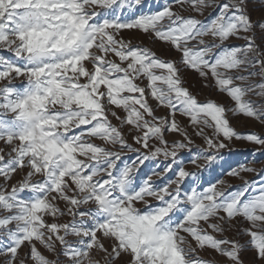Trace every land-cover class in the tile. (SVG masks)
<instances>
[{
	"label": "snow or ice",
	"instance_id": "obj_1",
	"mask_svg": "<svg viewBox=\"0 0 264 264\" xmlns=\"http://www.w3.org/2000/svg\"><path fill=\"white\" fill-rule=\"evenodd\" d=\"M142 6L0 0V53H10L0 55V264H100L94 251L103 264H245L246 251L249 264H264V180L242 175L264 168L230 167L225 175L243 181L231 192L224 179H202L233 140L264 154V131L232 123L264 128V0L255 19V0ZM206 9L215 14L199 18ZM125 30L168 45L179 61L132 44ZM181 67L230 104L199 100ZM177 114L203 140L194 155ZM147 162L155 167L142 173Z\"/></svg>",
	"mask_w": 264,
	"mask_h": 264
},
{
	"label": "rangeland",
	"instance_id": "obj_2",
	"mask_svg": "<svg viewBox=\"0 0 264 264\" xmlns=\"http://www.w3.org/2000/svg\"><path fill=\"white\" fill-rule=\"evenodd\" d=\"M143 6L139 9L141 12H149V11H158L160 10L166 3L170 2V0H142ZM255 3L257 5V11L254 13L253 18L255 19L259 15L258 11V5L259 0H255ZM214 15L212 9H206L205 10V16L199 17L201 19L210 18V15ZM122 35L126 40H131L132 44L134 45H140L143 47H149L153 51L157 53L158 56L164 58V59H173L177 62L179 61V54L175 52H171L169 50V46L165 45L159 41L153 40V38L150 35L144 34L142 32L136 31V30H125ZM234 43H242V41H234ZM0 55L4 56H10V53L3 52L0 53ZM180 75L182 79L184 80V86L189 88L190 92L193 95H196L197 98L201 101H205L206 99H214L217 102H222L225 105H229L230 101L228 98L222 94L216 91L214 87L209 88L205 87V83H211V80L205 82L203 81L197 73L184 69L181 67ZM17 87L21 86V82L19 80L14 82ZM150 103H155L154 101H149ZM168 110L166 108H162L159 110L157 115H166ZM177 120L181 123L182 126H187L188 131L190 135H193L194 140V146L192 149V154L194 155L196 153L197 147H203V140L194 135V129L191 125H189V121L187 118L180 116L177 114ZM115 123V121H113ZM232 123L236 126L238 131L241 132H249V131H256L261 132L264 131V128H262L258 123L252 120H247L244 118H240L239 120H232ZM168 139H172L175 134L173 133H166L165 134ZM129 142H131V138L129 137ZM229 147L232 149L231 152L228 150H222V154L224 156V159L222 161H218L217 164L213 167L210 171H204L202 173V179L207 183L215 182L218 179H224L226 181V184L222 186L224 190L226 191H235L238 189L243 181L240 178L237 177H227L225 173L229 170L230 167H235L238 164H247L250 167H254L256 169L264 168V154L262 153H256L253 154L255 149L259 147L258 145L246 142L244 140H233ZM0 148H4L5 151H8V148L6 145L0 141ZM185 157L187 154H184ZM127 159L130 161L131 159H135L134 154L128 153ZM162 159V157H161ZM155 167V164L153 162H147L145 166L142 167L141 172L147 173L151 168ZM185 167L190 171H198L194 168L191 164H185ZM159 170V169H158ZM243 178L247 179L249 181L253 182H260L264 180V172H260L259 174L256 173H243ZM19 178V175L16 177ZM227 184H231L233 187L229 188L227 187ZM68 218H63V221H66ZM228 238H237V239H246V237H237L235 232H226L225 233ZM3 243H6V241H0V247L3 246ZM27 252V249L25 248L23 251H21V256H23ZM203 258H213L216 260H220L222 258L215 255V253H210L209 251H201L199 253ZM93 258L100 260V264H103V254L99 252H93ZM242 258L245 261V264H249L250 261H252L253 256L251 252H244L242 253ZM124 260L127 259V257L123 258ZM115 264H123V261L117 260ZM259 264V262H257Z\"/></svg>",
	"mask_w": 264,
	"mask_h": 264
}]
</instances>
